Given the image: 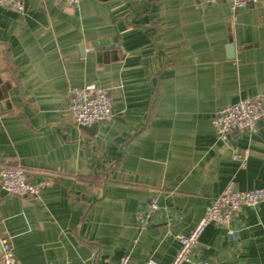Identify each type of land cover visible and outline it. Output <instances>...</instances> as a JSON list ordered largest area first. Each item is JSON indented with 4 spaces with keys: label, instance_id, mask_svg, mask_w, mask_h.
<instances>
[{
    "label": "crops",
    "instance_id": "1",
    "mask_svg": "<svg viewBox=\"0 0 264 264\" xmlns=\"http://www.w3.org/2000/svg\"><path fill=\"white\" fill-rule=\"evenodd\" d=\"M0 5V170L38 198L0 195L17 264H170L224 186L264 188V121L219 141L211 119L264 93V0H24ZM232 46L233 55L228 48ZM105 89L113 116L86 131L72 91ZM248 152L240 168L232 153ZM0 190L1 187H0ZM160 211L141 230L136 216ZM167 211L168 219L164 216ZM209 225L186 264H264V203Z\"/></svg>",
    "mask_w": 264,
    "mask_h": 264
},
{
    "label": "built area",
    "instance_id": "2",
    "mask_svg": "<svg viewBox=\"0 0 264 264\" xmlns=\"http://www.w3.org/2000/svg\"><path fill=\"white\" fill-rule=\"evenodd\" d=\"M67 6L74 7L79 0H60ZM201 4L215 3L216 0H197ZM233 13L257 3V0H224ZM0 5L12 12L23 14L24 0H0ZM70 113L76 125L89 128L108 121L112 116L111 100L108 92L94 85L74 89L70 100ZM264 121V93L254 97L241 99L219 111L212 119L211 125L219 141L240 131L254 134L258 123ZM232 159L244 168L248 152L232 153ZM0 187L7 194L21 198H38L45 188L43 182L31 183L27 174L20 168H6L0 170ZM264 203V188L247 191L239 190L233 181H229L211 203L204 215L197 221L193 229L186 235H178L179 248L170 264H186L191 262V254L197 246L201 235L209 225L224 228L229 237L234 239L235 233L231 229L233 220L241 209H255ZM160 207L155 199H151L136 216L141 230L146 229L157 216ZM164 216L168 219L167 211ZM0 264H17L12 246L7 238H0ZM119 264H139L124 256ZM143 264H161L148 260ZM203 264V263H201Z\"/></svg>",
    "mask_w": 264,
    "mask_h": 264
},
{
    "label": "water",
    "instance_id": "3",
    "mask_svg": "<svg viewBox=\"0 0 264 264\" xmlns=\"http://www.w3.org/2000/svg\"><path fill=\"white\" fill-rule=\"evenodd\" d=\"M228 51H229V56L230 57H232V55H233V53H232V51H233V48H232V46H229V48H228ZM86 131H92L93 129H94V127L92 126V127H89V128H85V127H83ZM6 192L4 191V190H0V195L1 196H3L4 194H5Z\"/></svg>",
    "mask_w": 264,
    "mask_h": 264
}]
</instances>
